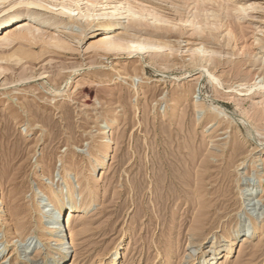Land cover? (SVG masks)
I'll list each match as a JSON object with an SVG mask.
<instances>
[{
    "label": "rangeland",
    "instance_id": "obj_1",
    "mask_svg": "<svg viewBox=\"0 0 264 264\" xmlns=\"http://www.w3.org/2000/svg\"><path fill=\"white\" fill-rule=\"evenodd\" d=\"M129 1L173 17L176 26L147 22L134 29L122 18L104 20L89 34V27L29 10L0 31L1 37L20 23L34 24L45 39L50 31L73 34L79 49L53 50L40 34L0 45V264L32 258L53 264L46 246L23 252L25 242L38 240L42 221L30 188L37 183L47 195L59 185L61 194L66 181L90 206L68 218V264H107L127 228L118 264H192L212 237L248 228H255L252 241L224 252L216 264H264V0L207 2L201 14L220 18L212 33L178 21L198 12L192 1ZM237 1L245 12L235 11ZM122 30L169 40L176 51L105 57L86 49ZM193 45L211 50L210 60L192 62ZM109 132L116 142L99 178L90 181L91 197L85 175ZM42 175L49 178L44 183ZM239 182L261 185L260 209L244 207ZM225 203L227 218L219 219ZM238 233L240 245L245 232Z\"/></svg>",
    "mask_w": 264,
    "mask_h": 264
},
{
    "label": "bare ground",
    "instance_id": "obj_2",
    "mask_svg": "<svg viewBox=\"0 0 264 264\" xmlns=\"http://www.w3.org/2000/svg\"><path fill=\"white\" fill-rule=\"evenodd\" d=\"M183 1H186V2L192 1V3H194L196 6H198L197 8H199V9H198V12L193 14L192 18L186 17L187 20H184V17H182L183 19H180V17L183 16V14L181 12L182 15H179L180 17H178L179 18L178 21L182 22L181 23L182 25H183V22H184V25H185V23L189 22V24L188 25L186 24V25L187 26L192 25L193 27H195V30L199 33L205 32L207 30H209V32L212 33L213 30L219 28L218 22L216 19V18H218V15L214 11H210V10L208 11L207 10L205 15L201 14L202 12L200 9H204L206 3L211 2L212 0H183ZM234 4L238 6V1L235 2ZM255 5H256V3H255ZM176 6H178V5H176ZM245 7H244V5H241V6L239 5L238 8H235V11L245 12L246 11ZM151 9H154V7L153 8L151 7ZM151 9H149L144 3H138V2L136 3V2H131L129 0H0V31L5 29V28H10L11 26H14V22H16L18 19H20L21 15L24 14V11H29V10H33V14L34 13L39 14L40 12H43V11L56 14L57 16L55 17V19H57L56 23H58V24L60 22L64 23V20L67 19L71 23H78L79 25H81V28H85V29L87 28L88 29V27H89V29H88L90 32L89 34H93V32L99 30V28L102 25H104V22H103L104 20H110V21H108V23L110 24V23L115 22V21L122 19V18H124V19L126 18L129 21H131L132 24L131 23L130 24L132 27H134L136 25L135 27L138 28L137 26H139V29L142 28L140 26H143L145 23L147 25V22L157 24V27H158V25H160V26L161 25L176 26L175 19L173 17L171 18V16L165 15V13L163 14L161 12H158V10L154 11ZM176 9H179V8H176ZM176 11H178V10H176ZM218 19H220V18H218ZM179 22H177V23H179ZM38 23H40V22H38ZM223 26H224V24H223ZM132 27H130V28H132ZM135 27H134V29H135ZM186 28H188V27H186ZM127 30H129V28ZM127 30L126 31L122 30L123 32L116 33V34L111 35L109 37L107 36V37H105V39H103V41L99 42L98 44L91 43L87 46L86 49H91V48L96 49L97 51H99L101 53L100 56H105V57L106 56L109 57L110 55H114V54L120 55L122 53L123 54H125V53H129V54L151 53L153 55V54H159L161 52V50H163V52H165L166 49L168 50L169 53H175V51H176V49H174V46L176 44L171 45V43L168 42L169 40L168 41L159 40V38L150 39L151 37L148 38L145 35L144 36L137 35V33L135 34L133 31H132L133 33H131ZM229 30H227V31H229ZM40 31L42 32L41 28L38 27L37 25L29 24V23H25V24L20 23V24H18V26L16 25L14 27V29H11V30L5 32V34L0 37V45L6 44V46L8 47L13 42H15L17 39L27 40L29 36H35L37 34H40V36H41L42 33ZM79 32H81V34H82L83 30H81ZM147 34H149V33H147ZM72 36H73V34L72 35H68V34L67 35L66 34L61 35V34H56L54 31H50V32H47V38L48 39H45L42 36L41 37L43 38V40H45L44 42L47 44L48 47L53 48V50L56 49L57 51L59 50L61 52L66 53V52H73L76 50L75 43H73L72 40L70 39ZM76 37H80V36H76ZM160 37H161V35H160ZM217 37H218V35H217ZM200 45L199 46L193 45L194 47L190 46L191 47L190 48L191 53H192V62L203 61L205 58L210 60V58H211L210 55L212 54V51L207 50L204 46H200ZM190 49L188 50V53H189ZM0 51H3V50L1 49ZM78 51H79V49H78ZM219 56H221V55H219ZM0 59L2 60L3 57L1 56ZM150 60L153 61V59L151 57H150ZM206 62H209V61H206ZM167 63H169V62H167ZM134 68H136V67H134ZM75 73H77V72H75ZM210 76H211L210 78H212V81H213V79L217 80L216 76H214L213 73H210ZM136 78H137V76H136ZM217 83H218V81H217ZM182 94H183V92H182ZM186 96H188V95L186 94ZM178 116L180 118V115H178ZM118 118H113L111 120L112 124L117 125L118 120L120 119V118L119 119ZM105 119H106V123H107L108 119L107 118H105ZM103 125L104 124L102 123V125H100V127H102ZM105 134H106V136L104 137L103 142L99 143V144H101L100 148H97L98 150L94 154L93 160H92L91 164L89 165V168H88L87 173L85 175V179L87 182L86 183V189L89 190L91 197H92V195H94L96 193V191H95L94 187H92V185L90 184L91 183L90 181L95 179V178L96 179L99 178L100 170L105 165L104 164L105 159L109 155V152L114 149V145L116 142L115 141L116 137L113 133L109 132V133H105ZM230 165H232V164H230ZM242 165H243L242 168H244V166H246V161H243ZM200 166H202V165H200ZM204 168L205 167H203V169ZM208 170L209 169H207V171ZM204 172H206V171H204ZM94 173H97V175H94ZM71 175L72 174H70V176ZM73 176L77 177L76 172H74ZM48 179L49 178L46 175H42L40 180L42 181V183H44ZM70 182L71 181H66V183H65L66 190H67L65 193L60 194V191H59L60 187H59V185H57L56 187H53V186H50L49 188L47 187L48 192H49V194H47V195L39 193V191H41V189L37 185V183L32 184V186L30 188L31 196L33 198V201H35L37 204V209L39 210V212L41 214L40 217H41L42 221H41V224L39 226L37 225L38 229H39L38 232L40 231V234L39 235L37 234L38 240L35 243L33 240L30 242H28V241L25 242V249L23 251L25 254H28V253L32 252L33 250H37V251L42 252V250H43L42 247L46 246V248H45L46 252L47 251L50 252V250L52 252L51 256L53 259V264L54 263L55 264H68L69 263L68 254H69V248L71 246L70 245L71 239L69 238L68 227H67L68 218H69V216H71V214L73 212H83L84 213V212L88 211L89 207H90L88 202L87 203L82 202L80 199L76 198V195H75L76 189L75 190L71 189ZM231 184H232V181H231ZM246 184H244L243 182L241 184H240V182L238 183L239 189L241 190V197H242L241 202L243 203L244 207L252 206L253 209H260L261 208V205H260L261 200H260V198L257 200L256 197H258V195H260V193L262 192V191H260L261 185L258 186V185H254L252 183H249L247 185ZM97 185H98V183H97ZM242 185H243V188H242ZM226 189H228V188H226ZM223 194L226 195L225 192ZM225 195L223 198H225ZM228 200H230V198ZM50 204L52 205V207H51L52 209L50 208ZM90 204H91V202H90ZM225 204H223V205H225ZM228 204H226L222 208L223 209L222 212H218V213L216 212L217 218L221 219L223 217H226V214H228L227 212L229 209ZM4 206L5 205H4L3 199H1V197H0V211H3ZM247 209H248V207H247ZM228 217H230V216H228ZM255 219H256V217H255ZM250 221H251V223L253 222L251 218H250ZM23 228H24L23 224L18 225L17 231L21 230ZM127 229L124 230L123 236L115 244L114 251H113V253H112L107 264H118L119 259H120L119 256L121 254L120 252L122 251V249L125 247V245L127 243L126 242ZM254 229L255 228H253V231H251V228L243 229L239 233H238L239 229H237L236 232H233V233L229 232V233L223 235L221 239L212 237L213 241H211L209 243V245L205 248L204 256H202V258L197 260L196 262L191 261L192 264H216V263H218V261L220 260L222 254L224 252H227V254L229 255L234 247L242 248V247L246 246L249 242H251L252 238L254 237V233H255ZM236 233H238L239 235L244 233L242 236L243 241H242V243H240V245H238V243L236 241L238 239V237L236 236ZM195 234H197V233H195ZM198 234H199V232H198ZM200 236H202V235H200ZM33 238H35V237H33ZM38 242H40V244H37ZM53 242H54V244H52ZM48 254L49 253H46V255H48ZM36 256H40V254H36ZM46 258L47 257H45V260H46ZM116 258H118V259H116ZM32 260L33 261L31 264H39L37 261L38 259L32 258ZM100 264H103V263L100 261Z\"/></svg>",
    "mask_w": 264,
    "mask_h": 264
}]
</instances>
